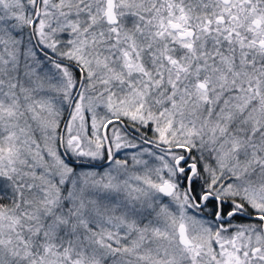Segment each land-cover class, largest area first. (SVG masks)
Returning a JSON list of instances; mask_svg holds the SVG:
<instances>
[{
	"label": "snow or ice",
	"instance_id": "snow-or-ice-1",
	"mask_svg": "<svg viewBox=\"0 0 264 264\" xmlns=\"http://www.w3.org/2000/svg\"><path fill=\"white\" fill-rule=\"evenodd\" d=\"M0 264H264V0H0Z\"/></svg>",
	"mask_w": 264,
	"mask_h": 264
}]
</instances>
